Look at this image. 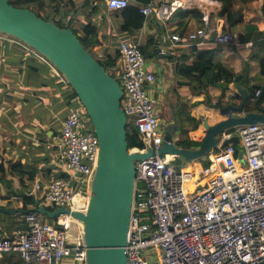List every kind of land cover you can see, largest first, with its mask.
Returning a JSON list of instances; mask_svg holds the SVG:
<instances>
[{"label":"built area","instance_id":"1","mask_svg":"<svg viewBox=\"0 0 264 264\" xmlns=\"http://www.w3.org/2000/svg\"><path fill=\"white\" fill-rule=\"evenodd\" d=\"M130 1L107 0L106 4L111 10H119ZM186 3L152 1L142 5L140 11L147 19L154 17L165 23ZM203 21L204 28L191 32L188 40L205 41L214 36L219 44L235 41L231 33L211 30L207 15ZM116 37L120 58L113 75L123 89L121 106L144 143L142 148L131 149L156 152L135 162L128 264H264V124L242 125L224 132L219 143L202 158L206 165L198 159L178 166V156L158 153L164 126L158 103L149 92L156 75L147 70L141 43L119 32ZM165 39L175 45L184 41L178 33ZM23 45L50 63L32 47ZM56 73L60 74L57 69ZM261 92L258 89L253 100ZM233 137L239 139L238 145L223 144ZM47 144L56 153L62 175L49 182L41 205L86 211L98 163L99 138L80 100ZM24 219L25 229L12 237L0 236V259L19 254L29 264H61L64 260L86 264L83 224L71 213L58 215L53 224L38 208H32Z\"/></svg>","mask_w":264,"mask_h":264},{"label":"crops","instance_id":"2","mask_svg":"<svg viewBox=\"0 0 264 264\" xmlns=\"http://www.w3.org/2000/svg\"><path fill=\"white\" fill-rule=\"evenodd\" d=\"M181 1L187 3L179 9H199L204 16L210 18L211 30L218 31L214 26L213 17L221 9L220 2ZM59 2L62 10L74 20L76 27L88 18H92L99 26V38L102 42L99 55L103 56L102 49L116 52L117 32L126 38L140 41L147 52L145 55L147 70L156 75L149 92L158 103L163 126L172 121L174 111L178 116L179 111L188 110L199 121L198 129L189 133L193 140L200 141L205 134L203 118H207L209 124H215L224 118L217 109L211 107V103L222 98V95H224L222 100L228 102L236 90L233 84L229 85L221 80L207 88L211 96L210 103H207L206 93H198V89L191 83L194 73L183 66H191L200 50H215V61L230 70L235 75L234 80L242 74L240 78L242 84L244 76L254 77L259 72V61L253 57V52L257 49L253 48L252 42H248L245 48L236 52L229 44L216 43L214 36L205 41L188 40V35L199 29L195 21L189 25L185 35H181L177 32V20H173L174 15L165 23L154 17L149 19L145 17L143 27L131 34L119 31L118 25L122 17L118 15L119 11L107 7V0H59ZM70 2H74V6ZM137 3L138 0L130 1V4ZM252 11L254 10L251 8L247 9L245 20L237 26V32L246 33V25L250 24H257L261 30L264 29L262 22L258 23L259 20H251L252 15L248 16ZM172 33H178L184 41L175 45L171 40L165 39ZM151 37L157 41L149 46L148 41ZM111 46L116 48L111 51ZM157 48L160 50L156 51ZM161 49L164 53H161ZM27 51L29 50L21 42L0 37V164L5 167L1 170L0 177V206L15 210L0 211V236L8 237L27 227L24 219L26 211L43 204L42 198L47 185L62 175L56 164V153L47 143L54 140L63 119L71 110L64 104L67 81L58 76L53 65L34 53L32 58L35 62L30 64L31 62L27 61L26 65L24 61L28 56ZM258 55L264 56V51ZM40 62L46 63L43 69ZM256 83L264 86V78ZM161 105L167 110L165 116L161 112ZM29 196L37 200L38 206L33 203L24 206ZM11 255L13 259H10ZM0 264L29 263L24 262L19 254H9L0 259ZM61 264L72 263L64 260Z\"/></svg>","mask_w":264,"mask_h":264},{"label":"water","instance_id":"3","mask_svg":"<svg viewBox=\"0 0 264 264\" xmlns=\"http://www.w3.org/2000/svg\"><path fill=\"white\" fill-rule=\"evenodd\" d=\"M0 32L34 48L63 75L85 107L99 138L98 163L86 211L66 207L49 210L44 205L38 209L49 218L71 213L83 224L86 264H128L126 246L135 197V162L156 152L153 149L145 153L134 152L129 148L128 118L121 106L123 89L120 82L105 69L91 49L83 45L74 30L43 19L29 8L15 7L9 0H0ZM241 75L233 83L242 96L241 102L236 104L232 99L225 102L219 98L211 103L224 118L215 124H209L208 119L203 118L205 134L200 146H177L180 121L174 111L172 121L164 125V141L158 153L174 154L185 165L204 158L219 143L224 132L242 125L264 124V110L246 111L251 93L242 84ZM263 95L264 87L257 104ZM235 139L239 141L233 137L224 140L223 144H234ZM0 211L15 210L0 206Z\"/></svg>","mask_w":264,"mask_h":264},{"label":"trees","instance_id":"4","mask_svg":"<svg viewBox=\"0 0 264 264\" xmlns=\"http://www.w3.org/2000/svg\"><path fill=\"white\" fill-rule=\"evenodd\" d=\"M154 1L158 3V0H138L137 4H129L126 7L119 9L118 15L122 17L121 22L118 25V29L121 32L134 33L140 30L145 23V15L141 13L140 8L142 5ZM221 3L220 11L213 17L215 22V28H218V31L223 33H231L235 41L229 44V47L238 52L239 50L246 47L248 42L253 43V48L257 49L253 52V57L259 61V72L257 76H244L243 84L247 87L251 93L250 100L246 103V111H263L264 110V95L260 99V102L257 104L256 100H253L258 89L263 90V85L256 83L259 79L264 78V56H259L258 54L264 51V30H261L256 24L246 25V33L237 32L236 28L239 24L244 21L243 9H250L256 6L259 0H215ZM9 2L20 8H29L37 13L38 16L43 19L54 21L60 27L71 28L77 34L81 42L85 47L91 49V52L96 57L95 51L101 50V40L99 38V26L93 21L92 18L86 19L85 22L80 24V28L74 24V20L69 18V14L65 13L62 10L59 0H9ZM74 6V2H70ZM262 12L264 15V2L262 4ZM56 15H59V18H56ZM204 14L197 8L193 9H178L174 14L173 20H177V32L181 35H185L189 25L195 21L199 28H204L203 21ZM212 20V19H211ZM81 31L82 35L79 34ZM16 41L23 43L22 41L13 38ZM157 40L154 37H151L148 41L149 46L151 43L156 42ZM142 52L146 55L145 47H142ZM103 57L97 58L99 62L105 67V69L113 75V72L119 65L120 53L117 48L116 52H110L108 49H102ZM215 50H200L197 54V58L191 66H183L185 69H188L193 75V81L191 82L197 89L198 93H206L205 101L210 103L211 96L207 91V88L210 85H215L219 81L224 80L227 83L233 84L235 75L228 70L226 67H223L220 63L216 62L214 59ZM28 56L25 59L33 64V53L27 51ZM46 62V61H45ZM45 62H40L42 69L44 68ZM47 65H49L47 63ZM52 66V64H51ZM50 67V66H48ZM35 69V68H34ZM58 76L65 78L60 73ZM45 84V83H43ZM68 90V92H67ZM196 91V89H195ZM65 98L64 104L66 107L73 109L78 105L79 98L72 87L67 83V89H65ZM224 95H222V98ZM232 100L239 104L242 100V96L236 91L232 97ZM178 117L180 121V129L178 133V140L176 141L177 146L183 148H194L198 147L201 144V141L193 140L190 138V131H194L199 127V121L187 111H179ZM127 140L129 148L144 146L143 141L140 138L138 128L132 123L128 122L127 124ZM234 144H238V140H234ZM203 164H207L203 159ZM178 166L183 164L181 158L177 159ZM5 167L0 164V177L1 170ZM4 174V173H3ZM36 204L38 206L37 200L29 196L24 202V206L27 204ZM49 210H53V207L47 206ZM30 210V209H29ZM48 216H46L47 219ZM50 222L56 224L55 218H50ZM10 257V256H9ZM12 258V255L10 257Z\"/></svg>","mask_w":264,"mask_h":264},{"label":"rangeland","instance_id":"5","mask_svg":"<svg viewBox=\"0 0 264 264\" xmlns=\"http://www.w3.org/2000/svg\"><path fill=\"white\" fill-rule=\"evenodd\" d=\"M264 0H259L258 3L256 4L255 7L251 8L253 9L254 11H252L251 14H248V16L252 15L251 17V20H259L258 23H261L264 25V15H263V12H262V4H263ZM247 12V9L244 8L243 9V13H244V20H245V13ZM56 18H59V15H56ZM210 20V18H209ZM244 22V21H243ZM242 22V23H243ZM241 25V24H239ZM80 28V25H77V29ZM264 30V29H263ZM82 35V33L80 34ZM0 37L3 38V39H7V40H14L13 36H10V35H7V34H4V33H1L0 32ZM16 39V38H15ZM116 47L115 46H111L110 50L113 51ZM33 50H35L34 48H32ZM28 50V49H27ZM36 51V50H35ZM37 52V51H36ZM38 53V52H37ZM95 54H96V57L97 58H102L103 56L102 55H99V51H95ZM164 110V111H163ZM161 112H163V115L165 116V114H167V110L163 107L162 108V105H161ZM218 117H220L218 115ZM49 217H47V220L49 221Z\"/></svg>","mask_w":264,"mask_h":264}]
</instances>
